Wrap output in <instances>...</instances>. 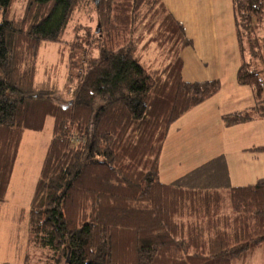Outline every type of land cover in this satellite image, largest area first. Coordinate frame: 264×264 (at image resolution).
<instances>
[{"label": "trees", "instance_id": "trees-1", "mask_svg": "<svg viewBox=\"0 0 264 264\" xmlns=\"http://www.w3.org/2000/svg\"><path fill=\"white\" fill-rule=\"evenodd\" d=\"M16 1L0 0V201L23 132L53 120L24 264H235L264 253V177L225 186L204 166L159 179L170 125L220 88L182 78L190 40L163 0H18L14 14ZM231 6L236 81L255 105L224 114L225 126L264 119V0ZM48 43L63 44L64 93L56 64L36 81Z\"/></svg>", "mask_w": 264, "mask_h": 264}, {"label": "crops", "instance_id": "crops-1", "mask_svg": "<svg viewBox=\"0 0 264 264\" xmlns=\"http://www.w3.org/2000/svg\"><path fill=\"white\" fill-rule=\"evenodd\" d=\"M163 2L190 40V45L181 52L182 78L185 81L217 79L220 88L170 125L160 152V181L169 183L204 166L223 173L225 186L250 184L264 177V148H260L264 147V119L230 126L222 123L224 114L255 105L250 87L236 81L240 58L231 0ZM262 75L264 80V71Z\"/></svg>", "mask_w": 264, "mask_h": 264}, {"label": "rangeland", "instance_id": "rangeland-1", "mask_svg": "<svg viewBox=\"0 0 264 264\" xmlns=\"http://www.w3.org/2000/svg\"><path fill=\"white\" fill-rule=\"evenodd\" d=\"M17 1L13 4L11 13H20L22 6ZM77 17L79 21H87V18H84V12L76 15ZM94 25L95 21L91 22L92 28ZM58 46L62 47L63 44L48 43L41 47L39 52L41 66L38 67L40 73L36 81L39 82L41 77L43 78L44 68L56 64L58 88L64 93L65 77L59 76L64 73L65 65L64 62L60 65L61 54ZM54 76L51 77L54 78ZM52 126V118L46 117L43 128L24 132L6 195L0 201V264H24V256L32 254V248L27 244V212L40 164L52 134ZM203 173L209 179L223 175L219 171L212 172L210 166L206 167ZM235 264H264V253L258 251L247 261Z\"/></svg>", "mask_w": 264, "mask_h": 264}]
</instances>
